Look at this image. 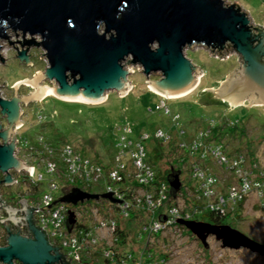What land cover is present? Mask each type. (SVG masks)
I'll use <instances>...</instances> for the list:
<instances>
[{
	"label": "water",
	"instance_id": "95a60500",
	"mask_svg": "<svg viewBox=\"0 0 264 264\" xmlns=\"http://www.w3.org/2000/svg\"><path fill=\"white\" fill-rule=\"evenodd\" d=\"M20 32L21 39L16 35ZM38 36L40 40H36ZM15 44L16 57L31 64L30 47H41L48 66L31 79L15 82L11 98L1 96L0 183L12 185L11 170L27 171L17 157L21 126V104L42 99L49 92L66 101L95 103L106 92L119 95L131 87L128 79L133 66L140 69L151 91L164 98L192 90L202 74L186 55L185 49L204 46L210 54L223 55L232 48L241 60L240 68L227 75L219 87L209 88L220 99L234 105H264V26L256 24L254 12L244 5L226 0H0V41ZM17 44V45H16ZM1 47V46H0ZM3 57L0 54V60ZM151 76L157 79L151 80ZM41 78L56 86L38 85ZM19 83L30 84L34 91L18 95ZM168 96V97H167ZM84 100V101H83ZM168 182L174 196L181 188L179 171H172ZM113 192L90 193L72 187L57 201L77 205L85 199H108L121 203ZM55 201V203L57 202ZM19 202V201H18ZM7 212L24 213L30 236L9 233L0 246V264H55L61 258L57 246L49 243L46 233L35 226L33 208L27 201L21 207L5 205ZM76 218L69 211L66 221L70 231ZM176 222L184 226L202 245L208 247L213 236L222 248H245L264 256V244L257 242L229 224L203 220ZM66 262V260H65Z\"/></svg>",
	"mask_w": 264,
	"mask_h": 264
},
{
	"label": "rangeland",
	"instance_id": "374dc122",
	"mask_svg": "<svg viewBox=\"0 0 264 264\" xmlns=\"http://www.w3.org/2000/svg\"><path fill=\"white\" fill-rule=\"evenodd\" d=\"M226 1L244 5L249 11L254 12L256 24L264 26V0ZM17 33L16 37L19 40L21 35L20 32ZM34 37L36 40H40L38 36ZM0 46V54L3 57L0 60L1 96L11 98L14 94L12 85L22 79L33 78L36 71H40L42 74L48 66V61L41 47H30L28 53L31 64L26 65L16 57L15 44L12 45L9 40L2 39ZM185 53L200 68L202 74L192 90L181 96L166 98L165 101L171 114H165L163 110H155V105L161 101L160 97L162 96H158L159 94L157 95L151 91L145 82V76L142 75L136 65L133 66V70L128 76L131 87L122 95H119L116 91H108L104 100L85 103L61 100L48 93L42 99L33 98L29 102L22 103L20 106L23 112L22 123L16 133L20 140V146L26 149L27 154L25 155L21 150L20 157H27L22 161H26L29 166L34 164L43 173V180L39 181L40 193L38 195L41 196L50 192L48 188L50 179L56 183L61 182V179L56 175L49 176L45 172L43 162L46 161V157H49V155L47 154L48 151L42 153L41 149L37 147L40 144V136L46 141V146L50 147L49 150L51 147L58 150L60 146L69 143L77 147L76 150L82 158L90 161L97 159L98 161L105 160L109 162L111 160L113 165L107 171L116 168L125 174L127 172L131 173L130 170H127L129 167L134 168L133 157L130 156V153L137 149L136 145L141 140L140 136L145 139L148 137L147 133H149L152 137L158 127H161L165 133L170 132L173 141L175 139L181 141L182 139L186 140L187 136L196 129H199V132H201L200 128L209 130L206 126L210 121H214L218 127H224V130H227L225 124L238 123L237 126L243 130L244 136L241 137V140H231L230 144L234 145L233 148L236 147L239 154L245 155L248 167L252 166L253 161L249 158V155L253 153L259 166L264 169V105L251 104L245 106L238 104L233 106L229 99H220L208 90L212 87H219L227 75L240 68V56L232 48L224 51L223 55L217 56L216 52L211 55L206 47L197 45L186 48ZM150 79L155 80L157 77L151 76ZM37 84L47 85L48 87L56 86L55 82L44 78L37 81ZM34 90V87L30 84L19 83L16 93L22 96L28 95ZM176 113L180 115L179 126L171 121V116ZM0 121L2 126L5 127L6 121L2 118H0ZM180 127L186 130L185 134L181 136L176 135V130ZM169 142L163 144L164 147L162 148L163 153H166L164 161L162 160L163 167L171 164L170 161L176 164L180 157L178 156L180 150L177 145ZM117 143L122 145L123 148L118 147ZM142 144H148L149 154L152 155L153 150L155 151L159 147L160 141L144 140ZM122 151H124L125 157L119 162V158L115 153L119 154ZM112 155H115V157L112 158ZM127 156L130 157L127 158ZM257 173L254 170L250 173V184H253V181L256 180L257 175H259ZM14 175L19 183L7 185L5 188L2 187L0 193L4 197L6 196L7 200L9 194L16 197V199L18 198V201L24 197L28 199L34 197L29 187L33 183L30 176L34 174L27 170L25 173H14ZM227 175L232 174L228 172ZM181 176L183 179L186 178V181L191 182L188 172L183 171ZM90 184L95 185L92 187L93 191L101 192L104 189L102 184L98 186L94 182ZM259 190H255L252 186L251 190L243 195L242 202L244 201V204L242 205L240 220L231 221L229 219L225 222L230 223L232 227L257 242L264 244V216L263 211L259 208L264 204V197L260 196ZM60 193L61 189L53 191L55 197ZM18 201L17 203H11L12 206L18 207L20 204ZM33 201L30 203H33ZM118 205V203H112L105 198L85 199L77 205L72 204V211L75 214V222L89 220L92 223H101L100 221L103 219L109 220L112 213H118L115 212ZM68 206L71 205L68 204ZM0 213H6L5 209L2 210L1 208ZM206 219H208L207 215ZM127 227L129 228L128 237L122 240L117 239L114 242L113 234H107V230L101 225L96 232L99 244L91 249L92 253L94 252L95 255L98 246H101L100 242L103 240L102 243L108 242V247L113 248L117 253L120 252L118 247H121V253L126 249H131L136 255V252L141 250L145 238L144 236L138 238L140 235L138 223H127ZM136 233L137 236L135 237ZM127 240L131 243H127ZM63 241L64 238H62ZM207 241L208 247L205 248L189 231L180 230L171 225L160 237H154L150 240L149 248L154 250L155 255H157V252L166 255L168 264H264V256L257 252L245 248H222L220 242L215 240L213 236H209ZM113 253L116 254L114 251ZM84 254L85 252H81V258L75 264H84ZM133 259H136L134 260L135 264H142L144 261L141 259V255L133 256ZM125 260L126 263L120 260V264H129L131 258L126 255Z\"/></svg>",
	"mask_w": 264,
	"mask_h": 264
},
{
	"label": "built area",
	"instance_id": "2783aa9c",
	"mask_svg": "<svg viewBox=\"0 0 264 264\" xmlns=\"http://www.w3.org/2000/svg\"><path fill=\"white\" fill-rule=\"evenodd\" d=\"M162 105L163 103H161V106ZM161 135V131H158L156 134L157 137H160ZM39 143L42 153H46L48 151L47 154L49 155V157H46V161L43 162L45 172L49 176L54 174L61 179V182L58 183L50 179L48 183L50 192L42 194L38 200L34 202L37 203V208L34 210L37 224L46 233L49 243L53 246H57L59 252L63 255L66 262L70 264H75V262L80 260L81 252H85L83 256L84 264H97L96 258L101 259V261H108L107 264H120V260L126 263V255L131 258L129 264H135L134 260L136 259H133V256H140L143 254L144 250L147 248L144 246V244L141 246V250L135 255V253L133 254L134 251L131 249H126L121 253V247H118L120 252L117 253L116 250L108 247V242L105 241V243H102V240L100 242L101 246H98V250L95 255L93 254L94 252L92 253L91 249L99 244V240L96 237V232L98 228L101 227V225L105 230H107V234H113L114 242H116V240L119 238L118 233L116 232L117 225L114 220L116 213H112L109 220L103 219L100 221L101 223H92V221L89 220L75 222L69 231L66 221L69 211L72 210L73 207L71 204V206H68L67 203L57 201L62 195H64L66 191L70 190V187H79L84 191H88L91 186L90 183H96L99 180L100 174L103 173V169L99 165L97 166L94 164V161L82 158L79 152L69 143L60 146L58 150H55L52 147L49 150L50 147L46 146V141L42 136L39 138ZM136 147L137 149L131 151L130 153V156L133 157L135 170V175L133 178L134 180L141 183L145 182L144 174L151 176L153 173L144 161L143 146L137 143ZM21 150L26 152V149L19 145L18 151ZM123 155L124 154L122 152L118 154L117 157L119 158V162ZM25 158L22 157V159ZM208 159L213 160L216 164L222 165L224 170L229 171L232 175L231 177L218 180L213 175H206L205 172L208 171L207 169L199 174L201 177V183L196 190V194L202 196V199L205 202V208L219 212H231L235 206L239 204V202H242L244 199L243 195L249 192L252 186H254L255 190V187L260 186V184H256L255 181H253V184L249 183L250 173L253 171V167H256V165L249 167L247 166L245 169H243L242 164L245 163L246 158L243 157L242 154H238L237 156L228 159L226 156V150H224L221 145L217 146V144H212V146H210L204 152L200 161L204 162ZM23 162L25 163L27 170L34 174L30 176L32 178V182H39L43 180V173L39 171L37 173L38 169L34 164L33 166H29L26 164V161ZM232 169H234L233 172ZM196 170L197 168H195V172ZM108 175H110L111 178H115L117 176V170H110ZM162 188L163 190H166V186H163ZM58 189H61V193L55 197L53 191ZM163 190L159 192L161 197L155 200L157 207L163 206L164 200L162 201L161 199L166 197L165 193H163ZM107 191L113 192V197L122 201L121 203H118L119 205L117 209L122 211L121 213L123 216H125V218H128L127 209L130 208V205L132 206L130 209L140 208V206H142V198L144 197V193H142V191L132 189L133 192L131 191V198L130 195L124 198V193H119L116 189L111 188V186L107 187ZM259 191L260 196H262L261 190ZM151 195L152 194L149 193L147 198L150 199ZM55 201L57 202L55 203ZM149 204L153 203L151 202ZM148 211L152 212L151 209ZM178 218H180L178 209L172 207L165 213H162V218L160 217L159 219L153 220L150 222V224H148V226L141 227L140 224L138 229L140 235L138 238H142L143 232L145 231L149 234V236L153 235L154 233H164L168 228L171 227V225L174 227V224ZM136 236L137 233L135 237ZM62 238H64L63 242ZM129 240H127V243H131ZM143 247L144 250H142ZM113 251L117 255L114 254ZM141 259L143 260V257H141ZM142 264H144V261ZM149 264L168 263L167 259H157Z\"/></svg>",
	"mask_w": 264,
	"mask_h": 264
},
{
	"label": "trees",
	"instance_id": "16d2710c",
	"mask_svg": "<svg viewBox=\"0 0 264 264\" xmlns=\"http://www.w3.org/2000/svg\"><path fill=\"white\" fill-rule=\"evenodd\" d=\"M157 94V93H156ZM158 95V94H157ZM160 96V95H158ZM161 101L155 105V110H163L165 114H171L170 108L166 104V98L160 97ZM161 103L163 105L161 106ZM171 116V115H170ZM180 115L179 113L173 114L171 116V121L176 126L180 125ZM238 123L233 124H225L224 126L227 127V130H224V127H218L215 125L214 121H210L209 124L206 126L209 130H204V128H200L201 132H199V129L192 131L190 135L187 136L186 140H178L175 139L173 141V137L171 136L170 132L165 133L161 127H158L155 132L154 136H150L149 133L148 137L145 139L141 137V140L138 141V144H141L143 146V153H144V161L149 166V168L152 171V175L148 176L147 174H144L145 176V182L139 183L138 181L134 180L133 176L135 175L134 168L132 169L129 167L127 170H130L131 173H125L123 174L121 170H117V176L115 178H111L110 175H108L111 165L113 163L111 160L109 162H106L105 160L98 161L97 159L94 160V164L97 166L99 165L103 169V173L100 174L99 180L96 182L97 185L102 184L104 186L103 191H93L92 187L95 186L94 184H90V188L88 189V192L90 193H105L107 191V187L111 186V188L116 189L119 193H124V198H126L128 195H130V198L132 197L131 191L132 189L142 191L144 193V197L142 198V206L140 208H133L130 209L132 206L130 205V208L127 209L128 218H125V216L122 215V211L116 209L115 212H118L115 214V222L117 225L116 232L118 233L119 240H122L124 238L128 237L129 228L127 227V223L131 224V222L141 224V227L148 226L150 222L153 220L162 218V213H165L168 209H171L172 207H175L178 209V212L180 213V218L184 220H203L208 221L216 224H230L225 222L226 220L231 221H238L240 220L241 215V209L243 202H239L238 205L235 206L233 211L231 212H219L211 209H207L204 207L205 202L202 199V196H200L197 193V189L200 185V173L205 169L208 171L205 172L206 175H213L218 180L223 178L231 177V175H227L229 171L224 170L223 166L220 164H216L213 160H206L204 162L200 161L202 155L204 152L212 146V144H217V146H222L224 150H226V156L228 159L233 158L237 156L238 150L234 147V145L230 144L231 140L240 139L244 136L243 130L239 129V126H237ZM180 129V130H179ZM178 130H176V135H183L185 134L186 130H183V127H180ZM237 130H240L237 132ZM158 131L162 132V135L160 137H157L156 134ZM196 131V132H195ZM208 131V132H206ZM202 133V134H201ZM150 140L153 142H159V147L153 150L149 154V147L148 144H142V141ZM171 141L172 143H175L177 145V148L180 150L179 152V160H177V163L174 164V162L170 161L171 164L166 165L163 167L162 160L164 161L166 153H163L162 148L164 147L163 144ZM169 142V143H171ZM217 142V143H215ZM124 145H128L127 143H123ZM182 144V146H181ZM118 147L122 145L118 144ZM180 145V146H179ZM232 145V147H231ZM34 146V145H31ZM73 146V145H72ZM36 147V146H34ZM40 148V146H37ZM75 149L77 147L73 146ZM121 148V149H122ZM120 149V150H121ZM115 152V151H114ZM124 154V151H122ZM116 156H118V153H115ZM243 157H245L244 154H242ZM251 155V154H250ZM249 155V158L253 161L252 165H256V167H253V170L255 172H258L257 178L255 180L256 184H260V186L255 187L256 190L258 188L260 190L264 189V169H262L258 162L256 161V157H254L252 153V157ZM114 158L115 155H112ZM123 155L121 157L124 158ZM130 156H127V158ZM246 158V157H245ZM120 159V160H121ZM198 166V167H197ZM248 166V162L245 159V163L242 164V168L245 169ZM195 168H197L195 172ZM113 169V170H114ZM199 169V170H198ZM112 170V169H111ZM133 170V172H132ZM172 171H179V178L181 179V188L180 190L173 196L170 190L169 182H168V176ZM183 171L188 172L190 174V181H186V178H182ZM234 169H232V172ZM130 174V175H129ZM101 180V181H100ZM100 181V182H99ZM163 186H166V190H163ZM220 189V188H219ZM163 190V193H165L166 197L164 199H161L164 203L163 206L157 207L155 204V200L157 198H160L161 195L159 194L160 191ZM224 190V189H221ZM133 192V191H132ZM152 194L150 199L147 198L148 194ZM60 195V194H59ZM193 196V197H192ZM264 197V191H262V196ZM153 204H149V203ZM259 207V206H258ZM152 212H149L150 209ZM260 210L263 211L264 216V204L259 207ZM206 215L208 216V219H206ZM230 221V222H231ZM123 222V223H122ZM231 225V224H230ZM174 226L177 227V229L180 230H187L184 226L178 224L175 222ZM188 231V230H187ZM145 233V234H144ZM162 234V233H161ZM160 233H154L153 235H150L145 231L143 232V236L145 238L144 246L147 247L146 250H144V247L142 250H144L143 254H141V257H143L144 264H149L157 259H167L166 255H163L160 252H157V255H155L154 250L149 248L150 239L152 240L154 237L158 238L161 235ZM135 252H133L134 254ZM137 254V252H136ZM140 255V254H139ZM98 256V255H97ZM168 260V259H167ZM64 264H70L68 262H65L63 259ZM97 264H107L108 261H101V259L96 258Z\"/></svg>",
	"mask_w": 264,
	"mask_h": 264
},
{
	"label": "flooded vegetation",
	"instance_id": "af4514ba",
	"mask_svg": "<svg viewBox=\"0 0 264 264\" xmlns=\"http://www.w3.org/2000/svg\"><path fill=\"white\" fill-rule=\"evenodd\" d=\"M16 140L19 141V145H20V140H19L18 135H16ZM24 154L26 155V152H24ZM20 156H21L20 155V151H17V157L22 160V157H20ZM23 172L25 173L24 170H21V171L11 170L10 171L11 177L13 178V184H15V183L18 184L19 183L17 181V178L14 175V173L22 174ZM39 172H41V171H39ZM1 174L2 173H0V180L3 179V174L2 175ZM2 187L5 188V187H7V185H4L3 183H0V189ZM29 187H30V191L32 193V196H34V197H32L31 199H28V198H25V197L20 199L19 200L20 204L16 208L19 209L21 207V202L23 200H26L28 207L33 208L32 220H33L35 226L40 228V226L37 224V219H36V217L34 215V213H35L34 210L37 208L36 207L37 203H34V202L37 201L38 198L40 197V195H38V193H40V182H38V181L33 182V183L30 184ZM8 197L9 198L7 200V197L6 196L4 197V195L0 193V199L2 201H4L5 205H7L9 207H12V208H15L14 206H12L11 203H13V202L17 203L18 198L16 199V197H14L11 194H9ZM31 201H33V203H30ZM1 208H2V206L0 207V210H1ZM2 210H4V209L2 208ZM5 212L6 213H0V246H3V245L6 244V239H7V236L9 235V233L19 232L20 234L25 235V236H30L31 235V233L28 231V223H27V221H25L23 219L24 213H13L11 211L7 212L6 210H5ZM63 262L64 261H63V258L61 256V258L55 264H64ZM13 264H21V263L18 262V261H14Z\"/></svg>",
	"mask_w": 264,
	"mask_h": 264
},
{
	"label": "bare ground",
	"instance_id": "6f19581e",
	"mask_svg": "<svg viewBox=\"0 0 264 264\" xmlns=\"http://www.w3.org/2000/svg\"><path fill=\"white\" fill-rule=\"evenodd\" d=\"M198 83V82H197ZM196 83V84H197ZM50 93V92H49ZM51 94V93H50ZM181 95H184V94H180V95H175V96H169V97H176V96H181ZM168 97V96H167ZM84 101V100H83Z\"/></svg>",
	"mask_w": 264,
	"mask_h": 264
},
{
	"label": "clouds",
	"instance_id": "9594fccd",
	"mask_svg": "<svg viewBox=\"0 0 264 264\" xmlns=\"http://www.w3.org/2000/svg\"><path fill=\"white\" fill-rule=\"evenodd\" d=\"M72 211V210H71Z\"/></svg>",
	"mask_w": 264,
	"mask_h": 264
}]
</instances>
